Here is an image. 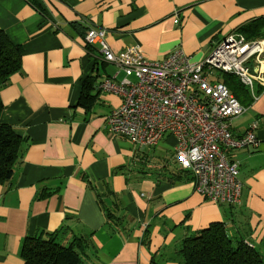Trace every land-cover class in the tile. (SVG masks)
<instances>
[{"label":"crops","instance_id":"0c3cea01","mask_svg":"<svg viewBox=\"0 0 264 264\" xmlns=\"http://www.w3.org/2000/svg\"><path fill=\"white\" fill-rule=\"evenodd\" d=\"M260 19L264 0H0V30L24 51L21 71L0 91L1 121L24 140L12 180L0 185V264H24V239L43 232H58L66 245L74 237L90 240L85 264H150L154 254L176 264L171 259L183 240L212 223H224L264 257V145L228 152L240 167V203L209 202L181 172L175 139L145 147L108 134L106 118L122 100L100 86L115 71L85 42L90 27L104 28L117 52L139 45L160 61L181 49L200 63ZM91 76L98 96L87 110L79 103ZM259 86V100L232 133L241 137L257 122L264 143ZM138 155L151 156L154 169L133 168ZM105 209L118 225L107 222Z\"/></svg>","mask_w":264,"mask_h":264},{"label":"built area","instance_id":"2783aa9c","mask_svg":"<svg viewBox=\"0 0 264 264\" xmlns=\"http://www.w3.org/2000/svg\"><path fill=\"white\" fill-rule=\"evenodd\" d=\"M107 37L108 30L95 27L85 35L86 44L98 46L104 61L114 67L100 90L122 100L106 118L108 134L145 147L173 137L176 161L191 175L195 192L215 205L237 206L243 183L239 164L228 152L259 149L264 143L257 138V122L243 136L233 135V123L249 108L215 74L235 75L257 102L255 84L264 86L262 41L235 32L217 43L203 62L193 63L181 49L160 61L150 60L139 45L117 52Z\"/></svg>","mask_w":264,"mask_h":264},{"label":"trees","instance_id":"16d2710c","mask_svg":"<svg viewBox=\"0 0 264 264\" xmlns=\"http://www.w3.org/2000/svg\"><path fill=\"white\" fill-rule=\"evenodd\" d=\"M31 3L41 10V6L35 1ZM239 33L249 41L264 39V19L243 28ZM23 54V47L12 43L5 32L0 30V91L12 76L21 71ZM222 74L223 83L231 93L243 107L250 108L254 102L251 91L235 75ZM95 82L96 79L92 76L84 82L79 105L87 110L98 96L95 93ZM262 90L264 87L259 86L258 93ZM1 112L0 98V185H5L14 176L24 140L11 125L1 121ZM105 217L110 224L120 223V219L106 209ZM145 244L148 246V242ZM92 249V242L83 237H74L66 245L59 241L58 232H43L24 239L20 256L24 264H85V258L91 257ZM156 257V254L152 256L150 264H162ZM171 260L176 264H264V257L244 238L231 236L224 223H212L185 238Z\"/></svg>","mask_w":264,"mask_h":264},{"label":"rangeland","instance_id":"374dc122","mask_svg":"<svg viewBox=\"0 0 264 264\" xmlns=\"http://www.w3.org/2000/svg\"><path fill=\"white\" fill-rule=\"evenodd\" d=\"M261 59L264 61L263 58H261ZM113 70L114 69H111V71H113ZM215 76L219 79V82H222V83L224 82V79H223L224 74L217 72L215 74ZM256 87H257V84H256ZM169 138H173V137H169ZM124 139H126V138H124ZM139 148L140 147H136V150L139 151ZM138 158L140 159L141 157L138 155L137 158L135 159V161L130 160L129 163L132 164L133 168L135 167L137 170H142V171L144 170L145 172H149L152 169H154V162L152 161L151 156L146 157V159H144V160H141V159L139 160ZM85 259H87V258H85ZM161 263L163 264V262H161Z\"/></svg>","mask_w":264,"mask_h":264},{"label":"bare ground","instance_id":"6f19581e","mask_svg":"<svg viewBox=\"0 0 264 264\" xmlns=\"http://www.w3.org/2000/svg\"><path fill=\"white\" fill-rule=\"evenodd\" d=\"M261 72H262V74H264V63H263V67L261 69Z\"/></svg>","mask_w":264,"mask_h":264}]
</instances>
